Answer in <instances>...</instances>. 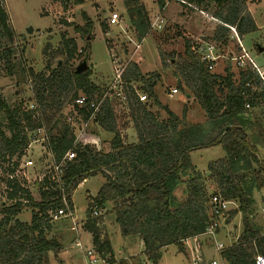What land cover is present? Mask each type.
I'll list each match as a JSON object with an SVG mask.
<instances>
[{
	"label": "trees",
	"instance_id": "trees-1",
	"mask_svg": "<svg viewBox=\"0 0 264 264\" xmlns=\"http://www.w3.org/2000/svg\"><path fill=\"white\" fill-rule=\"evenodd\" d=\"M53 1L76 5L84 2ZM180 1L199 12L209 2L216 4L211 17L217 27L212 38L223 45L228 42L229 27L241 37L257 31L246 0ZM154 2L159 11L165 8V0ZM124 8L137 39H144L150 21L142 0H124ZM84 20L85 26L74 30L88 35L92 25L87 18ZM47 49L45 46L43 54ZM88 49L87 44L84 52ZM76 52L73 41L63 38L52 54V57L64 58L63 65L47 64L40 72L26 68L21 57L23 50L16 48V36L0 0V62L8 76H15L19 83H28L33 96L28 105L20 94L8 104L0 93V173L4 176L2 193L5 196L0 201V264H46L50 254L57 259L62 247L51 236L50 215L63 208V199L72 210V193L83 181L97 175L104 183L87 204L83 230L91 235L92 248L108 264H115L113 250L102 235L98 216H92L93 209L98 212L111 205L120 235L137 237L143 255L155 264L167 247L175 246L185 254L184 242L201 236L217 221L209 214L213 197L236 202L237 209L227 215L225 224L240 215L242 225L235 241L219 253L222 264H256L257 256L264 257L262 228L251 222L254 192L264 188V168L259 169V164L253 166L256 150L249 145L242 126L247 113L245 105L254 108L264 101V82L251 71L239 72L234 81L230 62L225 76L209 72L196 54L195 45L186 42L187 61L180 68L183 82L195 94L206 120L204 126L193 125L186 123L184 113L177 117L159 102L154 91L159 75H143L129 61L121 73L125 104L106 100L94 116V124L112 135L107 150L94 152L75 144L77 132L66 122L63 113L71 107L67 119L76 114L86 123L92 113L88 103L78 108L72 106L73 101L84 96L89 102L103 95L90 80V69L74 73L72 62L81 57ZM137 90L151 105L139 101ZM31 104L34 109L29 108ZM119 107H126V112L120 108L126 117L118 118ZM152 107L162 111L165 118L152 112ZM127 118L136 136L133 144H124L120 135V130L127 125L123 120ZM39 130L47 134L43 145L52 156L53 165H58L67 153L73 157L64 162L58 182L52 166L50 173L44 174L38 182L39 200L36 201L25 186L26 180H19L14 174ZM217 146L226 156L209 163L204 174L198 173L190 154ZM207 182L215 186L211 194ZM181 185L184 200L179 202L174 193ZM27 208L31 210L30 222L23 223L17 217Z\"/></svg>",
	"mask_w": 264,
	"mask_h": 264
},
{
	"label": "rangeland",
	"instance_id": "rangeland-1",
	"mask_svg": "<svg viewBox=\"0 0 264 264\" xmlns=\"http://www.w3.org/2000/svg\"><path fill=\"white\" fill-rule=\"evenodd\" d=\"M166 7L159 11L156 5H151L149 0H142L144 3L149 21L150 29L147 36L137 39L125 14L124 0H84L83 4L61 3L53 0H3L4 8L8 16V24L16 36V48L23 50L21 54L25 67L34 72L45 70L47 64L55 67L58 62L63 65L64 58L52 57L63 38L71 40L76 46V55H81L72 64L78 65L85 54H88V69H90V80L96 85L102 94L115 78L116 72L123 69L124 65L131 61L137 65L141 74L148 75L156 73L159 81L154 89L159 102L168 107L177 117L185 114V121L188 124L202 125L206 123L204 112L201 110L195 94L188 89L183 82L181 67L187 61L185 56V43H211L214 45L220 59L211 73L225 76V69L230 62L233 80L237 81L239 71L230 60L238 56L237 42L228 34V42L222 44L214 40L213 33L217 27L212 19V13L217 9L214 2H209L206 9L200 8L202 12L182 6L175 0H165ZM247 10L256 24L257 31L243 37L239 36L240 42L253 61L264 72V0H246ZM153 4L154 1H153ZM111 16L116 17L117 24H111ZM159 17L164 21L161 30L151 28V24ZM91 22L90 34L82 35L74 28H83L85 20ZM106 27V28H104ZM233 28V27H231ZM31 29V33H27ZM89 49L84 52L86 45ZM48 46L45 54L43 49ZM138 46V48L136 47ZM259 49H262L259 52ZM82 51V52H81ZM138 88L137 85H135ZM177 89V94L169 96L170 89ZM138 93L139 90H137ZM0 93L8 104H12L19 96L25 105L31 103L32 93L28 83H19L15 76H8L4 65L0 62ZM142 96L143 94L140 93ZM98 98V97H97ZM119 103V102H118ZM143 103L151 105L146 99ZM120 105V104H119ZM122 105V104H121ZM170 107V108H169ZM126 112V107H119ZM120 109L118 118L126 117V113ZM173 110V111H172ZM71 107L63 111L66 122L69 123L75 132L80 136L75 141L76 145L87 146L94 152L107 150L112 135L97 127L92 118L88 121L87 127L80 117L72 121L67 119ZM151 111L165 118V114L156 109ZM245 122L242 125L246 133L249 145L255 147L258 153L255 154L256 164L253 166L259 169L264 168V101L246 113ZM127 120V121H126ZM128 118L123 120L127 123L125 128L120 130L121 139L124 144L134 141L135 132ZM82 133V134H81ZM44 130L37 133L38 142L31 144L24 161H31V166H19L16 175L19 180L25 179V186L31 193L34 200H39L38 182L44 174L50 173L53 164L52 156L43 145L42 138L46 136ZM136 141V140H135ZM225 152L221 147H214L192 152L190 154L192 165L198 168V173L204 174L209 163L224 158ZM103 179L100 176L90 178L88 182L78 187L72 195V202L76 210V223L85 222V209L97 194ZM4 176L0 173V201H4L2 193L4 189ZM208 193H212L215 186L207 182ZM175 197L179 202L184 200V186L181 185L175 191ZM92 195V196H91ZM254 203L252 206L251 222L262 228L264 232V188L254 192ZM236 202L230 204L234 210ZM31 210L24 209L17 217L23 223H29ZM103 226L102 235L109 238L112 249L117 255L115 264H153L143 255L142 244L137 237H122L118 227L113 223V215L110 205L104 210L98 211V218ZM221 227L217 230V241L223 245H231L241 233L242 225L240 215H237L229 224L220 222ZM101 225V224H100ZM72 223L69 220L60 218L53 222L52 237L61 245L57 259L49 255L46 264H84L81 249L75 247L79 239H75L71 231ZM101 227V226H100ZM80 228V230H82ZM102 231V229H101ZM199 244L205 245L210 250V256H214L217 264H222L219 256L214 251L211 240L201 238ZM80 244L84 251L92 246V238L88 232L80 234ZM190 246L193 243H189ZM186 247V245H184ZM184 247V248H185ZM203 250V249H202ZM122 258V259H120ZM210 259V258H208ZM155 264H192L189 253L179 252L175 246H170L162 251L160 259Z\"/></svg>",
	"mask_w": 264,
	"mask_h": 264
},
{
	"label": "built area",
	"instance_id": "built-area-1",
	"mask_svg": "<svg viewBox=\"0 0 264 264\" xmlns=\"http://www.w3.org/2000/svg\"><path fill=\"white\" fill-rule=\"evenodd\" d=\"M176 2L180 3L182 6L185 8H191L190 5L180 1V0H175ZM195 9V8H191ZM196 10V9H195ZM111 24H117L118 20L116 17H112L110 19ZM164 26V21L157 17L155 21L151 24V28L155 30H161ZM229 30L232 33V38L237 42V49H238V56L234 57L233 59H230L235 67L238 69L239 72L245 73L246 71H251L252 73L256 74L257 77L260 79V81L264 82V72L261 71L260 67L253 61V59L250 57V55L246 52L244 47L242 46L239 36L234 28L229 27ZM138 48V46H136ZM195 49H196V54L199 56L200 61L204 63L207 66V69L209 72H212L216 62L220 59L219 55L216 52V49L213 44L211 43H204V42H199L195 43ZM121 73H122V68L116 72L115 78L111 82V84L108 86L107 90L105 93L97 99H94L92 101L87 102L86 98L84 96H79L73 101L72 106L81 108L84 106H87L88 103V109L92 111L89 120L92 118L94 119L95 114L99 111L102 103L106 100L110 101H117L120 104L124 105L126 102V97L123 92V86L124 83L121 81ZM248 85V84H247ZM177 94V89L173 88L170 89L169 96L172 97L173 95ZM138 98L140 102H144L146 100V96L140 95V93L137 92ZM30 109H34V106L32 104L29 106ZM250 105L246 104L245 109L248 111L250 109ZM76 114H74L73 118H69V121H72L75 119ZM88 120V121H89ZM88 122L84 123V127H86ZM42 130L37 131L39 133ZM37 133L34 136V139L31 144H34L38 142V139L36 138ZM78 135V134H77ZM80 135V134H79ZM78 135V137H79ZM77 140V136H76ZM75 140V141H76ZM46 141V136L42 138V142L44 143ZM30 144V145H31ZM73 157L72 153H67L63 160L58 164V165H53V172H54V177L57 178L56 182L59 181V177L61 175L62 167L64 165V162L66 160H69ZM32 163L31 161H24V158L20 161V166H31ZM20 168V167H19ZM19 168L15 171L14 176L16 175V172H18ZM13 177V176H12ZM10 176V178H12ZM234 204V202H228V201H223L221 199H218L217 197H213L210 202V208H209V214L213 216L214 218L217 219V221H214L207 229L206 231L199 237L192 238L190 240H187L184 242V245H186V251L189 253L190 260L192 264H217V260H205L202 254V249H201V244H199L198 240L200 238H204L207 240H211L214 245V251L219 255V253L225 249L226 247L223 245V243L217 241V230L222 228L220 222L225 221L228 215V212L231 210L229 209L230 204ZM262 213H264V210H262ZM92 216L97 217L98 212L96 209L92 210ZM52 221H56L61 217L64 218H69L71 220L72 226L71 230L75 233L78 232V229L83 227L84 223H76V220L72 218V214L68 209L66 201L63 199V208L59 209L58 211L52 213L50 215ZM264 235V232H263ZM189 243H193L192 246L189 245ZM75 247L81 249V251L84 254L85 257V264H108V262L101 258L93 248L87 249L84 251L83 247L81 246L80 242H77L75 244ZM256 264H264V257L262 256H257L256 257Z\"/></svg>",
	"mask_w": 264,
	"mask_h": 264
},
{
	"label": "crops",
	"instance_id": "crops-1",
	"mask_svg": "<svg viewBox=\"0 0 264 264\" xmlns=\"http://www.w3.org/2000/svg\"><path fill=\"white\" fill-rule=\"evenodd\" d=\"M153 1L154 0H149V2H150V4L151 5H156V4H153ZM155 3V2H154ZM143 5H144V3H143ZM145 7V6H144ZM165 7H166V1H165ZM165 9V8H164ZM146 10V9H145ZM113 16H111V18H112ZM170 108V107H169ZM170 110V109H169ZM173 111V110H172ZM174 112V111H173ZM248 112V111H247ZM78 118V117H77ZM88 125V124H87ZM87 127V126H86ZM82 134V133H81ZM80 137V136H79ZM78 137V138H79ZM112 139V138H111ZM134 139L136 140V136L134 137ZM132 141L131 143H129V144H133V143H135L136 141ZM90 148V147H89ZM255 150H256V153H258V150L255 148ZM194 167H195V169H196V171L197 172H199L198 171V168L194 165ZM206 169H207V167H206ZM97 176H100V175H97ZM97 176H95V177H97ZM101 177V176H100ZM93 178V177H92ZM102 178V177H101ZM90 179V178H89ZM89 179H87V180H85V181H83L78 187H80V186H82L83 184H85L86 182H88V180ZM103 179V178H102ZM103 181H104V179H103ZM104 183V182H103ZM36 185H38V184H36ZM78 187H77V189H78ZM74 193V192H73ZM73 193H72V195H73ZM72 195H71V198H70V201H71V204H72V210H69L70 212H71V214H72V218H74L75 220H76V218H75V215H76V210H75V208H74V205H73V202H72ZM92 196V195H91ZM94 196H96V195H94ZM109 205V204H108ZM110 207H111V205H110ZM112 208V207H111ZM237 209V205L234 207V210H236ZM102 210H104V209H102ZM85 211H86V209H85ZM85 214V213H84ZM61 218H64V217H61ZM60 219V218H59ZM58 219V220H59ZM64 219H66V220H69L70 222H71V220L69 219V218H64ZM114 220V219H113ZM113 223H114V221H113ZM101 224V225H100ZM100 224H99V227H100V229H102V232H103V229H104V227L103 226H106L105 225V222L103 221V223H101L100 222ZM115 224V223H114ZM116 225V224H115ZM116 227H118L117 225H116ZM223 227V226H222ZM82 228V227H81ZM119 229V228H118ZM72 231V230H71ZM82 232H85L83 229L82 230H80V228L78 229V232L77 233H75L74 232V235H75V239H79V241L78 242H80V234L82 233ZM52 235V234H51ZM104 237V236H103ZM106 238V237H105ZM108 241H109V238H106ZM200 239V238H199ZM140 241V240H139ZM110 242V241H109ZM77 243V242H76ZM140 243H141V241H140ZM111 244V243H110ZM112 246V245H111ZM91 248H92V246H91ZM112 248V247H111ZM143 248V247H142ZM166 249V248H165ZM201 249H203L202 250V254H203V257L205 258V260H213V259H215V257L214 256H210L211 254L210 253H212L210 250H207V247L205 246V245H202L201 246ZM113 250V249H112ZM164 251V250H163ZM185 252H187L186 251V248H185ZM210 252V253H209ZM83 253V252H82ZM113 254H114V261L116 262V260H117V258H119V257H117V255L115 254V251L113 250ZM208 258H210V259H208ZM83 259H84V264H85V257H84V254H83ZM120 259H122V258H120ZM216 260V259H215Z\"/></svg>",
	"mask_w": 264,
	"mask_h": 264
},
{
	"label": "water",
	"instance_id": "water-1",
	"mask_svg": "<svg viewBox=\"0 0 264 264\" xmlns=\"http://www.w3.org/2000/svg\"><path fill=\"white\" fill-rule=\"evenodd\" d=\"M31 32H32V30L28 29L27 33H31ZM261 51H262V49H259V52H261ZM88 57H89V55L85 54L82 61L73 68L75 74H81L88 69V64H87L88 63Z\"/></svg>",
	"mask_w": 264,
	"mask_h": 264
}]
</instances>
